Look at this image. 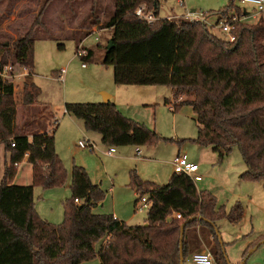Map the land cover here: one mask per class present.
I'll list each match as a JSON object with an SVG mask.
<instances>
[{
	"label": "trees",
	"instance_id": "trees-1",
	"mask_svg": "<svg viewBox=\"0 0 264 264\" xmlns=\"http://www.w3.org/2000/svg\"><path fill=\"white\" fill-rule=\"evenodd\" d=\"M44 6L45 2L40 7ZM138 6L156 20L147 24L134 16ZM41 8L22 34L11 24L6 30L16 36L0 31V65L10 64L13 72L28 69L18 102L12 83L0 80V146L8 154L0 180V264H83L94 258L98 264H178V235L184 222L183 264L202 246H209L213 264H228L214 224L222 219L238 223L242 208L238 203L228 212L216 207L213 197L197 191L184 174H173L158 186L131 171L127 186L145 196L148 207L143 224L127 225L91 211L102 200V192L90 183L82 167L72 164L62 221L55 225L36 215L33 187L60 186L66 178L54 150L53 131L28 138L29 122H22L23 128L15 123L18 107L24 111L37 104L39 90L29 80L32 47L38 37L50 35ZM158 8V0H113L110 17L101 25L91 23L111 31L107 40L111 46L104 49L101 64L111 67L113 84L167 87L170 98L163 105L181 97L171 112L182 106L191 109L197 131L191 142L209 147L218 160L236 147L245 166L239 178L264 183V18L247 23L241 20L244 9L230 4L220 10L217 21L237 19L230 31L234 40L226 42L208 33L201 22L160 18ZM3 18L1 14L0 22ZM84 51L81 60L91 56ZM63 111L79 120L85 132L97 134L100 144L107 147H138L157 140L143 125L123 117L110 101L64 104ZM56 124L53 121L51 127ZM25 155L30 184L12 185L16 166Z\"/></svg>",
	"mask_w": 264,
	"mask_h": 264
},
{
	"label": "rangeland",
	"instance_id": "rangeland-1",
	"mask_svg": "<svg viewBox=\"0 0 264 264\" xmlns=\"http://www.w3.org/2000/svg\"><path fill=\"white\" fill-rule=\"evenodd\" d=\"M16 2L18 0H2L0 15L6 18L12 9L16 10L13 14L15 18L9 17L7 20L17 33L19 31V34H22L23 29L28 27V22L34 16H23L28 5L30 6V0H24V3L22 2L17 8ZM158 2V16L168 17L175 22L182 20L181 17L186 12L192 11L211 13L206 20L209 24H214L219 18L217 13L230 4L244 9L248 14L243 18L245 22H257V18L250 17L252 6L242 5L239 0H158ZM69 10L76 12L78 16L76 23L71 24ZM112 11L113 0H76L67 7L64 3L58 5L54 13L49 9L47 11L49 17L41 15L42 22L50 35L45 38L38 37L32 47V75L29 80L39 90L37 104L24 111L18 107L15 123L20 125L25 121L30 122L32 117L38 120L42 114V118L51 115L55 122L59 123L63 117L67 119V115H63L64 104L100 103L101 94H105L113 98L117 111L123 117L143 125L156 135L157 140L138 147H107L100 144L97 134L85 132L79 120L71 117L72 121L80 123L81 135L77 134L68 122H64L67 120H63L54 133V150L65 169L66 178L60 186L47 189L33 187L32 204L36 215L48 223L51 222L47 220H51V224L55 225L62 221V203L70 196L68 180L73 164L84 168L90 183L102 192V200L91 210L94 214L111 215L115 212L118 220L127 225H141L146 210L138 211L133 206V201L139 194L134 193L127 186L130 172L133 171L142 181L164 185L172 173L170 162L176 155H184L189 162L198 167L197 174L201 177V182H193L197 191L208 192L213 197L215 206L222 207L226 212L235 203L242 208L243 214L238 223L230 224L222 219L214 224L227 262L264 264V242L260 243L258 239L261 234L264 235V183L239 178L245 171V166L236 147L218 160L209 147L191 142L197 132L196 125L191 120L193 117L191 109L182 106L173 113L171 106L163 105V100L169 97L167 87H128L113 84L111 67L101 64L111 31L99 30L96 27L93 33L84 36L92 29L93 21L101 25L110 17ZM65 26L69 29L76 27L84 29L76 33L73 30L64 31ZM56 30L63 32L54 34ZM9 34L16 36L13 32ZM212 35L223 39V36L216 31ZM57 44L61 45V48H57ZM77 46L90 51V58L81 60L75 57ZM80 64H83L84 68H80ZM60 70H63L60 74L61 79L57 77ZM22 82L20 78L12 83L16 102ZM138 91L142 92L137 93ZM180 100L181 97H178L172 102L176 104ZM86 139L95 144L93 151L79 149L76 146L78 141ZM108 148L115 150L112 157L102 154ZM135 149L139 150L138 155ZM7 161L8 154L0 146V180L4 163ZM27 168L26 160L18 164L11 181L12 185L30 184ZM110 180L112 194L107 192L110 188L108 183ZM128 215H132V218L131 221L126 222L124 218ZM251 244L255 245L247 248ZM201 251L210 254L209 246H202L199 252ZM83 264H98V261L94 258Z\"/></svg>",
	"mask_w": 264,
	"mask_h": 264
},
{
	"label": "built area",
	"instance_id": "built-area-1",
	"mask_svg": "<svg viewBox=\"0 0 264 264\" xmlns=\"http://www.w3.org/2000/svg\"><path fill=\"white\" fill-rule=\"evenodd\" d=\"M239 3L242 5H250L252 6V15L250 16L252 19L254 18H264V0H239ZM180 5V2H178ZM134 16H136L138 19L143 20L147 24H152L156 18L151 16L149 13H145L143 10V6H138L134 11ZM245 16L248 15L247 13L244 14ZM206 14L205 13H197V12H186L182 18L183 21L194 23V22H201L205 25V28L208 33L211 35L216 31L219 34L223 36V39L226 42H232L234 40L233 36L230 35V31L232 29V23L237 21L236 18H231L230 21L226 20H220L216 21L214 24H209L206 20ZM244 18V17H243ZM241 18V20H243ZM168 21H172L170 18H164ZM85 55V51L81 49L80 47L76 50L74 56L75 57H81ZM13 67H11L10 64L6 65H0V80L2 82H11L13 83L14 80H17L19 78H23L28 74V69L26 68H20L19 71L13 72ZM61 74V73H60ZM59 79L61 76L58 77ZM77 147L79 149H87L88 151H93L95 147L85 141H78ZM114 152L113 148L106 149L103 154L106 156H111ZM135 153L138 154V150L135 149ZM172 172L173 174H184L187 176L192 182L199 181L200 177L196 175L197 166L195 164L189 163L186 160V157L184 155H176L172 159ZM76 203V200H74ZM148 207L146 203V197L145 196H137V205L136 209L138 211L146 210ZM172 217L174 219H180L179 214H173ZM189 261L191 264H213V260L211 255L206 251L196 252L191 254L189 257Z\"/></svg>",
	"mask_w": 264,
	"mask_h": 264
},
{
	"label": "crops",
	"instance_id": "crops-1",
	"mask_svg": "<svg viewBox=\"0 0 264 264\" xmlns=\"http://www.w3.org/2000/svg\"><path fill=\"white\" fill-rule=\"evenodd\" d=\"M75 1L76 0H43V1H41L40 2V0H30V6L28 5V7L26 8V12L23 14V16L25 17V16H31V15H33V16H35L37 13H38V9L39 8H41L40 6L42 5V3L43 2H45V6H44V8H41V9H43L42 10V15H44V17H49V13H47V11L49 10V9H51V11L54 13L55 12V10H56V8H57V6L58 5H61L62 3H64L65 4V6L67 7V6H69V5H71V4H73V3H75ZM78 1V0H77ZM22 2L24 3V0H18V2H16V4H15V6H16V8L20 5V4H22ZM77 4V3H76ZM16 12V10H14V9H12V11L6 16V18L4 17L2 20H1V22H0V31H6L7 33H10V32H8L7 30H6V26L10 23V21H8L7 19H9V17H11V19L13 18H15L14 16H13V14ZM70 14L68 15L69 16V18H71L70 20H71V24H73V23H76L77 22V18H78V16H77V14H76V12H72V10H69L68 11ZM189 12H192V11H189ZM58 13V12H57ZM21 18H23V17H20V19ZM89 22H91V21H89ZM99 25V24H98ZM92 27V29L90 30V31H88V32H90V33H93V31L95 30V28L97 27V25H95V26H91ZM84 28H79V27H76L75 29H69L67 26H65V28L63 29L64 31H68V30H70V31H76V33H79V31L80 30H83ZM97 29H98V27H97ZM107 30H109V29H107ZM53 31V30H52ZM110 31V30H109ZM63 31H54L53 33L54 34H60V33H62ZM74 54H75V52H74ZM80 68H84V66H83V64H80ZM63 70H60L59 72H58V75H57V77H59L60 76V73L62 72ZM32 75V71H31V73H30V76ZM25 78V77H24ZM24 78H21V80H24ZM20 79V78H19ZM61 79V78H60ZM18 80V79H17ZM128 87H132V86H128ZM128 87H126V88H128ZM139 92H142V91H138L137 93H139ZM168 98H170V90H169V97ZM108 101H110V102H114V100H113V98L112 97H110L109 98V96H108ZM114 105L116 104L115 102L113 103ZM169 106H171V111H172V108H173V102H170V104H169ZM115 107H117L116 105H115ZM63 115H66V114H64V111H63ZM43 117V114L40 116V119H38L37 120V118L36 119H31L30 120V122H29V129L26 131L27 132V136H28V138H30V136L32 135V134H34V133H50L51 131H53V142H54V133H55V131H56V129H58L60 126H61V124H62V122H63V120H67V121H64V122H68L71 126H72V129L73 130H75V132L77 133V134H79V135H81V132H82V128H81V126H80V123L78 124L77 122H75V121H72L73 119H71V117L70 116H68L67 115V119H64L65 117H63V119L58 123L57 122V124L54 126V128L52 129V127H51V123L53 122V121H55L54 120V118L51 116V115H48V117L46 118V117H44V118H42ZM42 118V119H41ZM25 123H26V121H25ZM21 128H23L24 127V124H20L19 125ZM98 138H99V136H98ZM85 141H87V142H89V143H91L94 147H96L95 146V144L92 142V141H89V140H85ZM76 146H77V144H76ZM104 152V151H103ZM103 152H102V154H103ZM115 154V150H114V152H113V154L111 155V156H107V157H112L113 155ZM138 154H139V150H138ZM137 154V155H138ZM104 155V154H103ZM106 156V155H105ZM24 160H26V155L23 157V159H22V161L20 162V164L24 161ZM186 160H187V158H186ZM172 162V161H171ZM171 162H170V164H171ZM187 162H189L188 160H187ZM189 163H192V162H189ZM192 164H194V163H192ZM18 166V165H17ZM16 166V167H17ZM171 167H172V164H171ZM84 169V168H83ZM27 170L29 171V176H30V165L28 164V168H27ZM85 171V170H84ZM197 171H198V167H197V170H196V175H198L197 174ZM172 172V171H171ZM173 175V172L171 173V175L170 176H172ZM169 176V177H170ZM199 176V175H198ZM200 177V176H199ZM69 181V180H68ZM197 182H201V177H200V179H199V181H197ZM196 182V183H197ZM109 183V186H110V188H108L107 189V192L109 193V194H112L113 193V189H112V182H111V180L108 182ZM151 183H153V184H155V185H158V186H160V185H162V184H157L156 182H151ZM134 192V191H133ZM135 193V192H134ZM136 202H137V199L136 200H134L133 201V206H135V208H136ZM243 214V213H242ZM117 214L115 213V212H113L112 214H111V216L114 218V219H116V220H118V215L116 216ZM131 218H132V215H128V216H126L125 218H124V220L126 221V222H129V221H131ZM47 221H49V222H51L52 223V221L51 220H47ZM119 221V220H118ZM121 222V221H120ZM260 236H264V235H260ZM259 236V237H260ZM261 241H264V240H261ZM185 264H191L190 263V261H189V257L186 259V262H185Z\"/></svg>",
	"mask_w": 264,
	"mask_h": 264
},
{
	"label": "water",
	"instance_id": "water-1",
	"mask_svg": "<svg viewBox=\"0 0 264 264\" xmlns=\"http://www.w3.org/2000/svg\"><path fill=\"white\" fill-rule=\"evenodd\" d=\"M110 46H111V44L108 41L106 46H105L106 51L109 50ZM101 96H102V98H101L102 103L108 101V96L107 95L101 94ZM184 223H182V225L179 228V235H178V264H183V259H182V254H181V238H182L181 234H182V228H183ZM214 232L216 234V238H217L218 244L222 247V243L220 241V238L218 236L217 231L215 230ZM262 242H264V241H260V243H262ZM225 261L227 262L226 258H225Z\"/></svg>",
	"mask_w": 264,
	"mask_h": 264
}]
</instances>
